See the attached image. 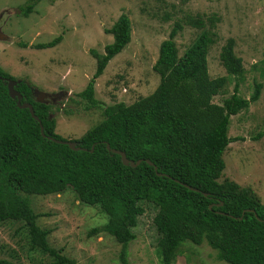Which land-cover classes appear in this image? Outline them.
I'll list each match as a JSON object with an SVG mask.
<instances>
[{
    "label": "trees",
    "instance_id": "1",
    "mask_svg": "<svg viewBox=\"0 0 264 264\" xmlns=\"http://www.w3.org/2000/svg\"><path fill=\"white\" fill-rule=\"evenodd\" d=\"M38 1L28 0L19 14L26 17ZM213 20L209 18L207 28L201 20L186 21L200 31L180 56L174 38L182 27L175 22L159 43L151 66L158 76L155 89L129 105L103 107L93 97L94 80L130 41V22L120 14L105 30L112 40L103 52L89 51L95 68L76 96L86 110L102 108V119L71 140L78 151L48 139L63 141L54 133L51 107L33 101L28 86L17 82L14 89L21 95L20 103L31 105L42 127L40 135L28 110L17 108L15 99L8 97L4 79H15L0 69V224L22 223L31 250L47 255L53 264H73L48 246V231L36 225L28 200L69 188L79 203L97 206L106 215L100 230L120 245V264H127L126 245L134 239L131 229L144 212L141 204L155 210L152 222L159 235L161 264L174 262L181 241L196 245L204 241L226 264H264V205L249 187L220 180L221 156L229 143L238 140L227 136L229 118L257 101L261 85L253 81L248 98L238 95L244 69L231 38L218 54L225 75L209 78L206 56L215 37ZM60 41L57 36L32 48H52ZM229 79L234 81L231 94L214 104L212 98ZM105 144L139 164L123 166ZM0 264L9 263L0 259Z\"/></svg>",
    "mask_w": 264,
    "mask_h": 264
},
{
    "label": "rangeland",
    "instance_id": "2",
    "mask_svg": "<svg viewBox=\"0 0 264 264\" xmlns=\"http://www.w3.org/2000/svg\"><path fill=\"white\" fill-rule=\"evenodd\" d=\"M27 2L0 0V69L25 83L32 100L48 103L54 133L63 141L77 140L102 119V108L86 110L76 94L95 68L89 51L103 52L112 40L105 30L120 14L130 22V41L94 80L93 97L103 107L129 105L155 89L158 76L151 66L159 43L175 22L182 27L174 38L180 56L200 31L186 21L201 20L207 28L209 18L214 19V42L206 56L209 78L225 75L218 54L231 38L234 55L244 69L238 95L248 98L253 81L261 85L257 101L229 118L227 136L238 140L229 143L221 156L220 180L249 187L264 205V0H40L22 17L19 9ZM57 36L61 41L52 48H32ZM233 83L229 79L212 102L220 104L229 97ZM28 200L36 225L48 231L47 244L59 255L73 264H120V245L100 230L106 215L99 207L79 203L69 188ZM141 205L144 212L131 229L134 239L126 245V262L161 264L156 247L159 235L152 222L155 210ZM0 259L9 264H53L47 255L30 249L20 222L0 224ZM172 264L226 263L204 241L197 245L181 241Z\"/></svg>",
    "mask_w": 264,
    "mask_h": 264
},
{
    "label": "water",
    "instance_id": "3",
    "mask_svg": "<svg viewBox=\"0 0 264 264\" xmlns=\"http://www.w3.org/2000/svg\"><path fill=\"white\" fill-rule=\"evenodd\" d=\"M0 35H2L0 33ZM3 36V35H2ZM2 38V37H1ZM5 81V84H6V90H7V95L10 99H15V105L17 108L19 109H27L28 110V113L30 114V116L32 117V119L36 120L39 124V132H40V135L43 136L42 134V127L39 123V121L37 120V118L33 115V112H32V108H31V105L29 103H26V102H22L20 103V100H21V95L14 89L17 81H14V80H9V79H4ZM42 102V101H41ZM45 103V102H43ZM49 140H51L52 142L54 143H57V144H62V145H65L67 146L70 150L72 151H78L80 150V148L76 147L75 146V143L72 142V141H60V140H54V139H51V138H48ZM105 149L110 152V154H115V155H118L119 156V160H120V163L123 165V166H129L131 168H134L136 167L140 161H135V162H132V161H129L125 158L124 156V153L120 152V151H117V150H112V149H109L108 145L105 144ZM92 150V147L91 149L89 150V152H91ZM146 163L148 165H152L150 162L146 161ZM153 170H155V168L153 167ZM159 175V174H157ZM188 189L190 190H193V191H196L194 189H191L188 187ZM204 196H206V194H203ZM210 208V206H209Z\"/></svg>",
    "mask_w": 264,
    "mask_h": 264
},
{
    "label": "flooded vegetation",
    "instance_id": "4",
    "mask_svg": "<svg viewBox=\"0 0 264 264\" xmlns=\"http://www.w3.org/2000/svg\"><path fill=\"white\" fill-rule=\"evenodd\" d=\"M37 100H42V99H37ZM34 101V100H33ZM48 104V103H47Z\"/></svg>",
    "mask_w": 264,
    "mask_h": 264
}]
</instances>
